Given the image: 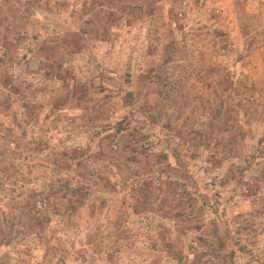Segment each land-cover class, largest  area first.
<instances>
[{
  "label": "rangeland",
  "instance_id": "1",
  "mask_svg": "<svg viewBox=\"0 0 264 264\" xmlns=\"http://www.w3.org/2000/svg\"><path fill=\"white\" fill-rule=\"evenodd\" d=\"M28 1L56 20L0 72V264H264V0Z\"/></svg>",
  "mask_w": 264,
  "mask_h": 264
},
{
  "label": "crops",
  "instance_id": "2",
  "mask_svg": "<svg viewBox=\"0 0 264 264\" xmlns=\"http://www.w3.org/2000/svg\"><path fill=\"white\" fill-rule=\"evenodd\" d=\"M40 4L45 3L43 2ZM46 8V4L43 7H39L38 3L36 5L33 1L28 0H0V72L6 70L13 62L14 56L12 57L13 53L11 52V47L13 45L12 42L15 44L21 43L24 40L30 42L31 38H33V31H30L33 23H36L38 30H43L44 28L48 29V27L55 28L53 25L56 20V15H50V13L45 10ZM48 23L51 25L48 26ZM38 38L41 41L40 36H38ZM41 57L42 54L38 56V58ZM38 58L32 64L30 62H25V64L28 66L31 65V68L41 67L42 63L40 61L42 59ZM149 212L151 215H159V211H157V209H150ZM106 213L110 216L105 224L111 232L108 237L112 242H115V240L120 241L121 239L126 238V234H115L112 231L116 229H124L127 231L130 230V228H139L143 225L137 220L138 217L144 213V211H138L136 207H108ZM126 214H132L133 219L136 221L132 223H126L121 220L117 221L121 215L125 216ZM162 220L164 225L168 227L170 219L166 217L163 218L162 216ZM151 227L153 228V226Z\"/></svg>",
  "mask_w": 264,
  "mask_h": 264
}]
</instances>
